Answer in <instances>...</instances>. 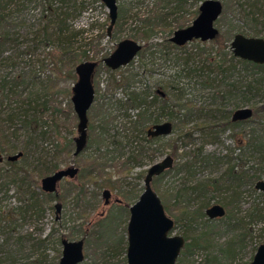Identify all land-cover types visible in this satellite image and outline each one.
<instances>
[{
    "label": "rangeland",
    "instance_id": "rangeland-1",
    "mask_svg": "<svg viewBox=\"0 0 264 264\" xmlns=\"http://www.w3.org/2000/svg\"><path fill=\"white\" fill-rule=\"evenodd\" d=\"M218 1L221 2L223 9L214 22V27L219 31L217 39L204 43L190 42L182 49L171 48L167 42L171 43L169 39L174 31L190 25L196 16L189 19L186 15L193 12L195 8L187 7L188 13H185V9L176 10L174 0H116L117 7L122 5L124 10L121 14L119 13L110 38L106 36L109 25L108 11L101 0H84V9L70 16L68 24L71 30L83 32L75 39V44L72 46L73 52L78 55L84 51L91 58L86 61L99 62L92 78L95 95L87 111L88 125L101 116L104 111L101 105H106L105 102L108 106L118 103L120 106H125L122 109L111 107L110 117L112 118L108 124L110 134L118 131L124 136L121 140L122 146L119 147L122 153L114 150V145L110 144L112 138H108L105 144L101 145L100 151L108 145V149L114 153V158L105 164L103 171H94L97 181L104 182V185L100 187H97L93 180L81 179L79 176L78 180H62L56 196L51 194L46 197L40 192V177L36 178L31 170V173L26 171L25 174H21L24 179H27V175H31L32 178V180H26L28 193L22 192L21 188L24 189V186L20 187L14 180V170L7 163L6 157L25 150L28 142L30 144L27 151L25 150L24 156L19 158L17 163L29 166V169L39 167L40 163H45V166L50 168L54 164H58L57 168L74 164L79 167L80 172L93 168L89 161V155L93 149V145H89L90 141H88L89 128H87L88 140L84 150L79 155L73 156L77 117L70 99L71 88L77 79L74 69L78 63L73 65V70L69 63L59 65L54 70L56 77L50 89L46 91L47 93L40 95L44 108L39 107L36 110L37 123L32 124L31 140H27L29 130L19 125H17L19 129L15 132L11 128H5L6 130L4 129L0 136V150L3 156L0 162V184H5V188L0 190V264H58L62 251V238L68 240L84 238V259L78 264H127L126 225L129 212L126 205L133 203L142 192L143 177L147 168L167 154L174 157L173 167L161 178L154 177L151 185L160 197L164 208L168 207L165 209L166 214L174 220L171 235L178 234L184 237L194 235L185 226L186 216L181 215L185 209L194 211L200 208L203 212V215L201 214L192 224V228L195 227L198 230L208 225L213 231L211 241L206 246L192 247L191 251L186 252L184 245L175 264H191V262L249 264L257 246L264 243V219L256 217V211L259 208L263 210L264 195L254 187L255 180L252 175L260 172L255 171L260 166L258 160L252 158V144L247 148L241 140L247 141L248 133L255 125L253 121L257 120L258 115L233 127L224 129L214 127L213 131H216L214 136L207 135L208 129L200 131L197 125H201L209 116L221 117L223 113L218 111L219 109L225 111L224 115L230 118L231 113L237 108H253L252 105L255 102L256 107H259L261 105L258 103L259 97L252 99L251 96L249 104L239 107H234L232 99L219 105V100L212 102L209 90L199 86L201 79L197 77L202 73L197 71L195 75L197 77L181 80L177 85H173L175 88L184 87L186 90L184 98L190 101L192 109H202L201 112L194 111L183 129L181 128L183 131L193 130L191 137L177 141L179 147L174 153L171 143L177 133L172 132L165 136L163 146H158L159 148H156L154 152L150 150L139 163L131 166L130 170L126 171L122 168L133 148L139 144L136 141L129 142L127 139L129 123L124 113H129L133 119L139 111L137 108L127 107L128 93L139 89L149 92L150 97L145 106H149L150 113L157 116L159 100H156V106L153 107L154 105L149 103L152 100L151 94H154L158 88L166 93L158 86V83L168 78L174 79L175 75L181 73L182 66L175 64V57L181 54L190 55L194 57V65L197 68H204L205 72L214 70L210 68L211 66L209 67L207 57L231 53L229 45L235 34L246 37L258 36L264 39V0ZM56 6H58L57 3L54 4V7ZM42 10L43 6L37 3L26 5L23 16L31 18V23L34 22L32 16L37 18ZM158 14L166 16L164 20L166 26L158 27L155 35L147 42L149 45H155V50L159 53L151 73L148 72L149 66H141L139 54L127 66L115 71H111L101 62L114 51L117 43L124 39L134 40L142 47L146 45L141 38V26L151 15ZM187 19L190 21L187 22ZM27 29H17L19 33L17 45H11L2 53L3 57L18 56L19 66L24 72L37 69V63L39 64L46 54V50L42 47L35 51L30 48L31 35L25 36ZM71 57L73 58L72 55ZM194 65H190L191 68ZM251 74L252 77L258 76L256 71H250ZM129 75L134 77L131 87L127 88L124 85V77ZM238 76L236 73L229 82L236 81ZM115 84L120 86L115 87ZM261 93L264 98V87ZM209 108L218 110L210 112ZM164 119L166 116H162L160 121ZM42 131H44L43 135H41ZM242 145L244 147H241ZM151 147L153 149L154 146ZM186 162L193 163L192 176L188 175L185 169L176 172L178 164ZM230 167L236 173H243L240 180L233 185L226 174ZM53 171L52 169L50 173ZM261 179H264V176ZM200 181L209 183L210 191L205 193V196L189 192L187 197H181L180 203L174 199L173 194L178 186L190 189ZM80 182L83 184L81 189L76 185ZM215 185L219 189L211 190ZM104 187L110 188L113 196L121 198L123 203L112 202L109 206H103L101 190ZM31 191L36 197V208L27 206L31 205L28 200ZM56 202L62 205L57 217L54 208ZM213 203L222 204L226 214L222 218L208 222L204 210ZM182 206L183 209L180 208Z\"/></svg>",
    "mask_w": 264,
    "mask_h": 264
},
{
    "label": "trees",
    "instance_id": "trees-1",
    "mask_svg": "<svg viewBox=\"0 0 264 264\" xmlns=\"http://www.w3.org/2000/svg\"><path fill=\"white\" fill-rule=\"evenodd\" d=\"M83 1L84 0H0V136L5 128H11L12 131L15 132L19 129V127H17V125H19L29 130L30 134L27 132V140H31V129L33 128L32 124L37 123L36 114L38 112L36 110L39 107H42L41 109L44 108V102L41 103V96L43 93H47L46 91H48L50 89V85L53 84V79L55 80L56 77L54 70H56L62 63H66L67 65L69 63L70 68L73 70L74 64H79L82 60H91V58H89L84 51L80 52L78 55L73 52L72 46L75 44V39L83 32L72 31L68 24V20L73 13L84 9ZM202 1L203 0H174V8L176 10L185 9V13H188L187 5L189 3V5L191 7L193 6L195 9L186 16L187 18L189 17V19H192L197 15L198 6ZM36 3L42 5L43 10L37 18L32 16V21L34 22L30 23L31 18L23 16L25 12L24 10L26 5ZM55 3H57L58 6L54 7ZM167 3H169V1ZM123 10L122 5H120L118 7V18L119 13L121 14ZM166 15L168 16V14ZM165 17L162 16V14H158L157 16L151 15L147 18L143 26H141V38L146 42V45L142 47V50L138 54L141 57V65L149 66L150 71H153L154 62L156 61L155 59L159 53L156 52L154 47L155 45H149L147 42L155 35L158 27L166 26V24H164ZM189 21L190 20L187 19V22ZM19 28H28L25 36L31 35L30 48L33 51L40 47L46 50L45 58L40 60L39 64L37 63L38 68H34L28 72H24L20 68L17 59L18 56H2L5 49L11 45H17L19 37L17 29ZM217 37L214 40H216ZM167 45L175 49L183 48L175 46L169 42H167ZM151 49H153V51ZM206 59L209 61V67L211 66L210 68L214 70H207L204 72V68H197L194 65V57L187 54H181L180 56L174 58L175 64L182 66L181 73L175 75L174 79L168 78L166 80H161L158 83V86L163 88L167 93H165V97H158L155 94H151L153 100L150 102L154 105L153 107H155L156 99H159V106L157 107V109H159V113L157 116L154 113H150L148 109L149 106H145L147 99L150 97L149 92L139 89L137 91H131L127 94V107L139 109L133 119H131V115L129 113H124L125 117L128 118L127 122L129 123V134H127V139H129V142L136 141V143L139 144L136 148H133L129 157L126 158L122 167L123 169L126 171L130 170L131 166L139 163L150 150L154 152L156 148H159L158 146L164 145L163 141L165 136L147 137L144 129L147 128L148 125L159 121L162 116H166V120H170L173 123V132L177 133L171 143L174 153L179 147V145H177V141L191 137L193 130L188 129L183 131L181 128L183 129V126L190 119V116L193 115L194 111L198 110V112H201L202 109H192L190 101L184 98V93L186 91L184 87L175 88L173 85H177L181 80H189L192 77H197L195 75L197 71H199L202 73L200 74L201 76L197 77L201 79L199 86H201L202 89L210 91L209 94L212 102L219 100L220 105L224 102L226 103L229 99H232L234 107H239L240 105L249 104L251 96L252 99L259 97L258 103L261 105L256 107V102L252 105V117L258 115L257 120L253 121L255 125L252 127V131L248 133L247 141H241L247 148L252 144V158H255L259 162L258 165L260 167H258L259 169L256 168L255 171L258 170L260 172L257 174L253 173V180L256 182L264 176V98L261 96V92L264 87V65H257L252 62L243 61L235 58L232 53L223 54L222 56L219 54L214 57L209 56ZM190 65H194V67L192 66L191 68ZM38 69H40V71ZM250 71H256L258 76L252 77V74L250 75ZM236 73L239 75L236 77V81L229 82L230 78H232ZM133 77V75L124 77V85L127 88L131 87ZM119 86L120 85L115 84V87ZM104 100H106V98H104ZM105 103L107 107L105 104L101 105L102 110H104L101 116H99L95 122H91L88 125V141H90L89 145H93V149L89 155V161L93 168L85 169L80 172L79 175L81 179L84 178L93 180L97 187L104 185V182L100 183L97 181L94 177V171H103L105 164L114 158V153L112 150L108 149V145H105V148H103L104 150L100 151L101 145L105 144L108 138H112L113 140L110 144L114 145V150L120 151L119 147L121 148L122 146L121 140L124 138V136L120 135L118 131L110 134L108 132V124L112 118L110 117L112 111L111 107H113V109H122L125 106H120V103H118L115 105H109V107L108 103ZM215 110L217 111L218 109H208L210 112H215ZM218 111L223 113L221 117L216 118L214 115L209 116V118L205 119L201 125H197L199 127L198 129L200 131L208 129L207 135L212 136L216 132L213 131L214 127L224 129L226 127H233L237 124L249 121L232 122L224 115L225 111H222V109H219ZM138 133L140 134V137ZM43 134L44 131L41 132V135ZM29 144L30 143L28 142L25 145L26 151ZM152 145L154 146L153 149H151ZM244 145L241 147H244ZM25 150L21 151L22 155L19 158L24 156ZM119 153L121 154L122 152L120 151ZM17 160H7V163L14 170V180L17 181L20 187H22V185L24 186V189L21 188L24 193H28V181L26 180H32V178L31 175H27V179H24V176L21 177V174H25L26 171L27 173H31V170H33L35 177L41 178L43 175L49 174L52 169L56 170L58 167V164H54L53 167L50 168L45 166V163H40L39 167L29 169V166L27 167L19 164L17 163ZM192 166V162L180 163L176 168V172L181 169H185L187 174L192 176ZM169 170H166L159 176H156V179L161 178V176L169 172ZM226 174L228 176V180L231 181V184L233 185V183L240 180L243 173H236L233 168L230 167ZM33 182L34 184L37 183L36 180ZM76 185L79 186L80 189L83 186L82 182ZM208 186L209 183L206 184L202 181L196 183L194 187H191L190 189L184 186H178L173 194L174 199L180 203L182 201L181 197H187L189 192L197 195L204 194L203 196H205L210 191ZM4 188L5 184H0V190ZM217 189H219V187L216 185L211 188V190ZM40 192L46 197L51 196L50 193H45L42 190ZM33 195L34 194L31 191L30 195H28V200L31 205L28 204L27 206L36 208L37 201L36 197ZM167 208L168 207L166 206L165 209ZM180 208L183 209L184 207L182 206ZM256 212V217L258 219H264V212L262 209L259 208ZM201 214L203 215V212L200 208L194 211H188L185 209V211L181 213V215L186 216L185 226L194 233L192 237H187V235L185 236L186 243L184 247L186 252L191 251L192 247L206 246L211 241V236L213 234L211 227L205 225L198 230L195 227L192 228V224L197 221ZM206 220L208 222H212V219H209L208 217H206ZM191 264L195 263L191 262Z\"/></svg>",
    "mask_w": 264,
    "mask_h": 264
},
{
    "label": "water",
    "instance_id": "water-1",
    "mask_svg": "<svg viewBox=\"0 0 264 264\" xmlns=\"http://www.w3.org/2000/svg\"><path fill=\"white\" fill-rule=\"evenodd\" d=\"M108 11L109 25L106 29L107 38L111 37L113 27L118 18L116 0H101ZM222 13V4L218 0H204L198 8V15L186 28L173 32L169 41L182 47L192 41L209 42L218 35L214 22ZM141 45L134 40L124 39L117 43L114 51L103 59V64L110 70H117L128 65L141 50ZM230 50L235 58L243 61L264 65V39L260 37H246L235 34L230 42ZM97 62L84 61L75 66L76 81L71 88V103L77 117V135L74 138L75 149L73 155L79 154L87 142V111L94 100L92 77ZM250 107H240L233 111L232 121H244L252 117ZM172 124L169 121L154 124L147 129L150 136H168L172 133ZM22 155L18 151L8 155L6 160L16 161ZM3 156L0 151V162ZM174 160L167 154L162 159L152 163L143 177V190L138 198L129 206V218L126 225V261L127 264H175L185 240L181 235H171L174 220L166 214L164 205L152 188V179L173 167ZM78 168L69 165L58 168L50 174L40 178V188L45 193L57 194L63 178L76 179ZM255 189L264 194V179L254 183ZM111 192L104 188L101 192L103 204L109 203ZM264 198V197H263ZM116 201H119L117 198ZM56 217L61 210V204L56 202ZM264 212V206H263ZM209 219L222 217L225 209L220 204H213L205 209ZM62 251L58 264H78L84 259V240L62 239ZM249 264H264V243H260Z\"/></svg>",
    "mask_w": 264,
    "mask_h": 264
},
{
    "label": "flooded vegetation",
    "instance_id": "flooded-vegetation-1",
    "mask_svg": "<svg viewBox=\"0 0 264 264\" xmlns=\"http://www.w3.org/2000/svg\"><path fill=\"white\" fill-rule=\"evenodd\" d=\"M203 1H204V0H203ZM203 1H202V2H203ZM202 2H201V3H202ZM201 3H200V4H201ZM187 7H190L189 3H188V5H187ZM198 8H199V6H198ZM190 9H191V8H190ZM222 9H223V6H222ZM197 15H198V13H197ZM197 15H196V17H197ZM196 17H195V18H196ZM195 18H194V19H195ZM117 19H118V18H117ZM194 19H193V20H194ZM193 20H192V21H193ZM116 22H117V21H116ZM263 22H264V21H263ZM191 23H192V22H191ZM191 23H190V24H191ZM115 24H116V23H115ZM188 26H189V25H188ZM186 27H187V26H185V27H183V28H186ZM263 27H264V23H263ZM215 28H216V27H215ZM180 29H182V28H180ZM216 29H217V28H216ZM217 30H218V29H217ZM218 34H219V31H218ZM217 36H218V35H217ZM256 37H258V36H256ZM260 38H262V37H260ZM212 41H213V40H212ZM192 42H195V41H192ZM199 42H200V41H199ZM203 43H204V42H203ZM187 44H188V43H187ZM184 46H185V45H184ZM184 46H182V47H184ZM141 50H142V47H141ZM141 50H140V51H141ZM140 51H139V52H140ZM139 52H138V53H139ZM108 56H109V55H108ZM103 59H104V58H103ZM103 59L101 60V62L103 61ZM94 62H97V61H94ZM102 63H103V62H102ZM98 64H99V62H97V65H98ZM257 65H258V64H257ZM126 66H127V65H126ZM141 66H142V65H141ZM96 67H97V66H96ZM124 67H125V66H124ZM142 67H144V66H142ZM121 68H122V67H121ZM95 69H96V68H95ZM119 69H120V68H119ZM117 70H118V69H117ZM94 71H95V70H94ZM111 71H115V70H111ZM148 72L151 73L152 71L149 70ZM93 75H94V73H93ZM92 78H93V77H92ZM92 86H93V83H92ZM159 87H160V86H159ZM93 89H94V87H93ZM154 94H155L156 96H158V97H165V93L162 92V91L160 90V88L156 89L155 92H154ZM94 95H95V92H94ZM151 99L153 100L152 97H151ZM152 100H151V101H152ZM156 100H157V99H156ZM158 100H159V99H158ZM93 101H94V100H93ZM149 103H150V101H149ZM155 106H156V105H155ZM231 116H232V113H231ZM231 116H230L229 119L232 121ZM247 120H249V119H247ZM164 121H169V122L172 124V128H173V123H172L170 120H166V119H164V120H162V121L159 120V121H157V122H154V123L148 125V127L145 129L146 136H147V137H158V136H150V135H148V134H147V129L150 128V127H152L154 124L162 123V122H164ZM244 121H246V120H244ZM232 122H238V121H232ZM87 128H88V124H87ZM172 132H173V130H172ZM74 138H75V137H74ZM74 138H73V142H74ZM87 140H88V134H87ZM86 144H87V142H86ZM85 146H86V145H85ZM84 148H85V147H84ZM84 148H83V150H84ZM74 149H75V143H74ZM83 150H82V151H83ZM82 151H81V152H82ZM73 152H74V151H73ZM81 152H80V153H81ZM80 153H79V154H80ZM79 154H77V155H79ZM77 155H76V156H77ZM170 155H171V154H170ZM73 156H74V155H73ZM171 156H172V155H171ZM172 158H173V160H174V157H173V156H172ZM70 165L75 166L74 164H70ZM173 165H174V164H173ZM68 166H69V165H68ZM66 167H67V166H66ZM75 167H77V166H75ZM63 168H65V167H63ZM77 168H78V174H77L76 179H66V178H63L62 180H78V177H79V175H80V173H79V172H80V169H79V167H77ZM57 169H58V168H57ZM62 180H61V181H62ZM60 183H61V182H60ZM104 188H107V187H104ZM104 188H103V189H104ZM103 189H102V190H103ZM108 189H109L110 192H111L110 200H109V203H108L107 205H104V204H103V206H109L112 202H115V203H117V204H122V203H123L122 199L119 198V197H114V196H113L114 194H113V192L111 191V189H110V188H108ZM102 190H101V192H102ZM52 194H53V193H52ZM54 195H55V194H54ZM263 195H264V194H263ZM263 197H264V196H263ZM117 198L119 199V201H116ZM134 202H135V201H134ZM59 203H60V202H59ZM60 204H61V203H60ZM131 204H132V203H131ZM131 204L126 205L128 212H129V206H130ZM213 204H219V203H213ZM213 204H212V205H213ZM212 205H210V206H212ZM220 205H222V204H220ZM210 206H209V207H210ZM222 206H223V205H222ZM263 206H264V205H263ZM223 207H224V206H223ZM54 208H55V207H54ZM61 208H62V205H61ZM207 208H208V207H207ZM224 209H225V207H224ZM225 214H226V209H225ZM205 215H206V214H205ZM224 216H225V215H224ZM224 216H222V217H224ZM206 217H207V216H206ZM222 217H217V218H213V219H219V218H222ZM170 234H171V233H170ZM174 235H176V234H174ZM181 236L184 238L185 243H186V239H185V237H184L183 235H181ZM62 239H65V238H62ZM62 239H61V240H62ZM79 239H81V238H79ZM82 239L84 240V238H82ZM67 240H68V239H67ZM185 243H184V245H185ZM83 245H84V244H83ZM83 254H84V250H83ZM175 262H176V261H175Z\"/></svg>",
    "mask_w": 264,
    "mask_h": 264
},
{
    "label": "bare ground",
    "instance_id": "bare-ground-1",
    "mask_svg": "<svg viewBox=\"0 0 264 264\" xmlns=\"http://www.w3.org/2000/svg\"><path fill=\"white\" fill-rule=\"evenodd\" d=\"M127 245V244H126Z\"/></svg>",
    "mask_w": 264,
    "mask_h": 264
}]
</instances>
